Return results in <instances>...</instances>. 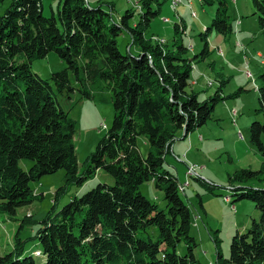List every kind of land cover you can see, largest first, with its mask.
<instances>
[{
	"label": "trees",
	"instance_id": "16d2710c",
	"mask_svg": "<svg viewBox=\"0 0 264 264\" xmlns=\"http://www.w3.org/2000/svg\"><path fill=\"white\" fill-rule=\"evenodd\" d=\"M9 1L0 16V213L12 216L17 208L42 198L29 183L58 169L64 171V183L55 190L54 202L69 185H82L99 169L114 183H98L57 211L52 206L33 235L40 249H30V254L24 250L26 240L19 237V229L32 222L31 215H25L12 249L0 254V264H35L33 255H43L44 264H199L193 252L190 210L179 195L177 177L163 165L178 131L187 135L206 123L224 98V81L202 100L186 87L191 81L190 60L208 53L207 34L228 36L233 31L226 0H216L215 17L199 34L203 47L192 58L186 56L188 47L178 24L173 26L170 45L145 37L164 0H139L142 13L132 26L131 10L116 23L101 5L61 0L60 28L53 15L42 16L41 0ZM252 7L264 37V0H252ZM124 31L139 48L136 56L119 51L116 37ZM50 51L66 65L43 79L31 70V62ZM259 79L255 111L262 120L250 123L249 137L264 156V70ZM73 91L80 99L109 100L113 105L112 123L86 156L80 173L73 144L76 121L58 100V95L70 98ZM139 136L148 145L145 155L136 142ZM20 158L32 161L26 171ZM228 177L230 183L241 184H230L229 190L237 199L254 202L259 217L246 231L235 232L228 258L221 255L219 239L213 237L216 264H264V189L246 183L264 179V163L258 170L241 168ZM143 181H153L162 190L165 209L140 193ZM207 184L213 191L214 185ZM152 226L155 237L148 232ZM180 242L185 254L177 253Z\"/></svg>",
	"mask_w": 264,
	"mask_h": 264
},
{
	"label": "rangeland",
	"instance_id": "374dc122",
	"mask_svg": "<svg viewBox=\"0 0 264 264\" xmlns=\"http://www.w3.org/2000/svg\"><path fill=\"white\" fill-rule=\"evenodd\" d=\"M61 0H41L42 16H54L58 20V6ZM86 1V0H85ZM90 2L89 6L101 5L110 20L118 22L126 10L133 13L129 24H137L140 19L139 0H98ZM9 0L0 1V16L8 8ZM233 31L224 36L215 31L207 34L208 53L191 61L192 70L188 91L197 92V100L212 95L217 85L224 81L221 94L223 100L216 103L211 117L206 123L195 127L187 135L179 130L171 146V151L165 155L164 168L178 179V192L184 204L190 210L193 219L191 234L195 238L194 256L199 264H216L217 256L213 237L220 242V250L224 258H228L229 246L236 231L244 232L252 219L259 217L255 203L246 198L237 199L232 186L240 183H230L229 177L236 170L250 168L258 170L264 163V156L250 141V123L262 120V115L256 112L258 107L259 75L264 70V37L259 31L257 15L252 7V0H226ZM218 2L211 3L203 0H164L159 6V13L150 21L145 31V37L152 41L173 43L174 24L183 28L182 41L188 48L186 56L192 58L200 53L203 32L215 17ZM156 6L153 5V8ZM128 32H121L117 37V45L122 53L136 56L139 51L131 44ZM65 62L54 51L45 57L34 59L31 70L43 79H49L50 74L65 68ZM69 79L75 85L73 75ZM242 89V90H241ZM60 106L69 110L70 118L76 121L73 144L77 157L78 172H82L86 156L94 151L97 142L103 138L113 119V105L109 100L80 99L78 92H72L70 98L58 95ZM143 136H139L138 147L145 155L148 145ZM264 144V135H262ZM19 165L25 171L32 165L27 158H20ZM195 167L191 177L189 166ZM187 173V175H186ZM188 176V177H187ZM196 177V178H195ZM112 176L103 169L83 182L82 185L71 184L64 193L58 195L54 202V192L64 183V171L58 169L53 173L42 175L39 180L29 183L34 193H41L42 198L33 200L15 210L9 216L0 213V254L10 252L13 237L21 219L31 215L32 222L19 229V237L26 240L24 250L30 254L31 249H40L33 235L40 226V220L51 209L57 211L74 196H80L98 183L112 185ZM210 183L213 191L209 190ZM253 188L264 189V179L246 182ZM246 185V184H243ZM181 187V188H180ZM139 191L148 200L161 209L166 208L162 190L156 188L153 181H143ZM229 196V198H227ZM196 217V218H194ZM156 228L150 227L153 237ZM183 242L177 243V253L185 254ZM35 264H44V256L33 255Z\"/></svg>",
	"mask_w": 264,
	"mask_h": 264
},
{
	"label": "built area",
	"instance_id": "2783aa9c",
	"mask_svg": "<svg viewBox=\"0 0 264 264\" xmlns=\"http://www.w3.org/2000/svg\"><path fill=\"white\" fill-rule=\"evenodd\" d=\"M196 167V166H195ZM195 167H193V166H189L188 167V174L190 175L191 173H194V171H195ZM194 170V171H193ZM189 171L191 172V173H189Z\"/></svg>",
	"mask_w": 264,
	"mask_h": 264
},
{
	"label": "crops",
	"instance_id": "0c3cea01",
	"mask_svg": "<svg viewBox=\"0 0 264 264\" xmlns=\"http://www.w3.org/2000/svg\"><path fill=\"white\" fill-rule=\"evenodd\" d=\"M86 1L90 4V2L88 0H86ZM92 1H98V0H92Z\"/></svg>",
	"mask_w": 264,
	"mask_h": 264
},
{
	"label": "bare ground",
	"instance_id": "6f19581e",
	"mask_svg": "<svg viewBox=\"0 0 264 264\" xmlns=\"http://www.w3.org/2000/svg\"><path fill=\"white\" fill-rule=\"evenodd\" d=\"M191 166V165H190ZM186 168L188 169V167L186 166ZM186 175H187V173H186ZM188 177V176H187ZM190 177H191V175H190ZM181 188V187H180Z\"/></svg>",
	"mask_w": 264,
	"mask_h": 264
}]
</instances>
